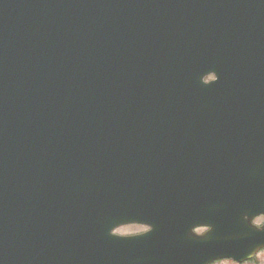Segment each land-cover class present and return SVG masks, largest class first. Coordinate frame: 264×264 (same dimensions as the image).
Returning a JSON list of instances; mask_svg holds the SVG:
<instances>
[{
  "label": "water",
  "instance_id": "1",
  "mask_svg": "<svg viewBox=\"0 0 264 264\" xmlns=\"http://www.w3.org/2000/svg\"><path fill=\"white\" fill-rule=\"evenodd\" d=\"M166 145L217 179L207 252L263 247L264 0H0V264H151L183 167L136 148Z\"/></svg>",
  "mask_w": 264,
  "mask_h": 264
},
{
  "label": "flooded vegetation",
  "instance_id": "2",
  "mask_svg": "<svg viewBox=\"0 0 264 264\" xmlns=\"http://www.w3.org/2000/svg\"><path fill=\"white\" fill-rule=\"evenodd\" d=\"M256 142H261L256 139ZM138 151H163L167 152L168 163H178L177 166L183 167L179 171L180 177L169 179L170 185L166 188L169 191L166 197L164 227L165 243L163 253L166 255L165 261L175 264H264V247L261 248L255 255L250 256L242 261L231 259H209L196 255H201L202 242L198 239L208 231L207 227H202L200 224L204 220V215L210 211L217 210V192L216 188L203 186V183L208 181L213 182L216 178H202L201 176V155L197 151L199 147L194 145H166L153 147L136 148ZM185 152L183 156H177L173 152ZM180 158V160H179ZM149 164H164L161 161L149 160ZM169 173V171H167ZM166 173V174H167ZM199 173V175H198ZM167 181V179H165ZM210 190V193L204 190ZM179 193V194H178ZM179 196L180 199L170 200ZM257 222L256 226H264V214L253 220ZM124 228H140L143 231L118 234L120 236H133L142 234L149 230L148 227L140 226H124ZM200 247V249H198Z\"/></svg>",
  "mask_w": 264,
  "mask_h": 264
},
{
  "label": "rangeland",
  "instance_id": "3",
  "mask_svg": "<svg viewBox=\"0 0 264 264\" xmlns=\"http://www.w3.org/2000/svg\"><path fill=\"white\" fill-rule=\"evenodd\" d=\"M211 80V78H206L205 81ZM255 224H257V222H255ZM139 231H143V229L140 228H124L121 230L116 231V234H130V233H135V232H139Z\"/></svg>",
  "mask_w": 264,
  "mask_h": 264
},
{
  "label": "bare ground",
  "instance_id": "4",
  "mask_svg": "<svg viewBox=\"0 0 264 264\" xmlns=\"http://www.w3.org/2000/svg\"><path fill=\"white\" fill-rule=\"evenodd\" d=\"M164 243H165V240H164ZM213 254H214V250H210L205 256H213Z\"/></svg>",
  "mask_w": 264,
  "mask_h": 264
}]
</instances>
